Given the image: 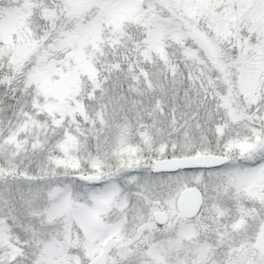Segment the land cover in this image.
Returning a JSON list of instances; mask_svg holds the SVG:
<instances>
[{
  "label": "rangeland",
  "instance_id": "374dc122",
  "mask_svg": "<svg viewBox=\"0 0 264 264\" xmlns=\"http://www.w3.org/2000/svg\"><path fill=\"white\" fill-rule=\"evenodd\" d=\"M11 1L18 5L10 12L3 10L0 17V166L24 171L31 179L0 181V264H89L107 237L120 240L108 264H123L124 259L135 264H264V0L255 4L236 0L231 36L228 26L222 34L216 32L225 43L221 58L226 67L231 65L229 72H216L201 53L189 55L196 59L193 64L199 67L197 75L204 86H221L223 93L226 83L233 88V97L224 93L220 106L236 130L229 135L223 127L214 128L212 138L190 136L181 128L169 135L159 125L168 121L169 114H156L158 107L140 100L141 78H125L127 92H120L119 84L109 88L105 78L97 77L101 70L85 62L96 55L78 57L67 48L75 41L67 38L69 33L61 40V47L70 51L61 60L62 69L49 75L42 72L47 58L37 52L42 43L39 30L42 24L53 27L55 17L50 10L33 15L27 0ZM92 1L66 0L63 21L68 24L83 17ZM144 1H113L117 4L112 14L117 16L112 21L124 33L113 37L114 42L126 40L127 24L156 26V18L145 12L151 6ZM155 34L142 43L151 51L134 56L140 67L145 58L174 57L159 53L163 44ZM119 57L129 60L131 55ZM236 57L239 65L232 64ZM216 66L221 68L219 63ZM241 67L247 74L230 80V73ZM180 72H168L173 83ZM154 78L160 79V73ZM88 81H95L111 100L102 110L109 111V129L101 112V128L108 132L104 136L110 135L100 143L103 146L97 144L104 132L96 131L95 124L93 133L75 135L73 115L84 114V108L73 98ZM117 92L124 96L112 102L111 95ZM156 97L155 92L152 98ZM184 99L193 105L188 92ZM144 118L152 129L140 126ZM178 122L188 124L187 119ZM214 147L224 148L223 154L231 158L218 171L151 173L155 159L212 152ZM76 174L97 179L90 184ZM156 181L161 182L159 194L150 187ZM192 185L201 190L203 205L197 217L185 219L176 200ZM159 210L166 212L168 221L157 227L153 215Z\"/></svg>",
  "mask_w": 264,
  "mask_h": 264
},
{
  "label": "trees",
  "instance_id": "16d2710c",
  "mask_svg": "<svg viewBox=\"0 0 264 264\" xmlns=\"http://www.w3.org/2000/svg\"><path fill=\"white\" fill-rule=\"evenodd\" d=\"M65 1L66 0H27L28 7L31 9L33 15L39 17L42 10L44 12L50 10L53 18L55 17L53 27L42 24V28L39 30L42 43L38 47L37 52L42 57L47 58L43 62L45 68H43L44 71L42 72L48 75L57 73V68L62 69L61 60L70 51L78 57L96 55L95 60L89 58V60L85 62L87 66H92L96 70H101V75L97 77H101L102 79L105 78L106 82L109 83V88L119 84L123 87V91L120 92H127L124 79L129 76L134 77L135 75V78H141L142 81L139 87V92L141 91V93H138L141 97L140 100L145 103L151 102L154 108L158 107L156 109V114L162 111H164L165 114H169L168 121L159 123L169 135H172V133L176 134L177 128H181V131H187L188 135L197 138H212L215 132L214 128L220 130V128L223 127L228 130L229 135L235 132L236 125H231L229 123V116L226 115V112L223 111L220 106V103L225 98V94L231 98L233 97L232 85L230 86L226 83L225 86L227 90H225V94L222 92L221 86H214L211 88L204 86L202 84L204 81L200 80L197 75L200 69L197 65L195 66L193 64L196 59L189 55L201 53L204 60L212 65L216 72L220 70L219 72L223 73V69L228 72L230 71L232 68L231 65L229 64L226 67V62L221 58L222 53H224L225 43L217 38L216 35H219V32L222 34L224 27L228 26V38L231 36L232 32H230L229 23L232 21L231 13L236 15V11L234 10V3H236V0H211L213 2H209L210 0H148L147 3H149L151 7L146 6L145 12L147 16L151 14L156 18V26H152L151 29L149 24H140V26H128L127 24L124 26V28H126L124 31L126 40L122 41L120 44L119 40L117 42L113 41V37H118L119 33L124 34L121 28L117 30L118 27L114 24V21H112V18L117 16L112 14L113 12L115 13L117 2L114 3L113 1L116 0H93L91 7L84 12L83 17L71 21L68 24L63 21L65 17ZM226 1L228 3H226ZM257 1L259 0H254L251 4H255ZM144 2L145 5H147L146 0ZM15 5H18L17 1L15 3L11 0H0V17L3 10L10 12ZM105 6L109 8L104 12ZM229 10H231V12H229ZM108 12H111V14L107 15ZM107 18H110L113 23L109 22ZM142 19L145 20V17ZM208 23H212L213 26L208 27ZM50 28L51 31L49 32ZM115 30L117 31L114 32ZM64 33H69L67 38L71 36V38L75 39L73 44L69 45L67 42L65 43V46L69 45L67 48L70 51L68 52V49L65 50V48L61 47L63 44L61 40L64 38ZM155 33H158L157 37H159V39L161 38L160 40L163 44V47L161 45L162 49L159 50V53L164 52L172 54L174 57L166 61L162 59L155 60L145 58L142 59V65L140 67L138 65V59L134 56L137 52L146 55L148 51H151L146 50L148 44L143 48L142 43L146 41L148 37L151 38L156 35ZM63 41H65V38ZM175 42L176 44H174ZM227 42L231 43L232 41L228 39ZM73 45H75V47ZM234 50L237 51L238 48L235 46ZM127 54L131 55L129 60L119 57L120 55ZM182 54H187L188 56L183 58L181 57ZM238 54H240L239 50L237 55ZM217 63L220 64L221 68L216 66ZM159 64H163V66H159ZM232 64L239 65L240 59L236 57L232 61ZM26 69L24 68L23 70ZM174 69L178 72L181 71L176 74L181 76L177 83H173V76L168 74L169 71H173ZM144 70H147L148 73L145 74ZM127 73H130V75ZM155 73H160V79L154 78ZM246 74V70L241 67L240 70L231 72L229 79L231 80L233 75L244 76ZM190 76H193L192 80L189 79ZM162 78H168V80L163 81ZM58 79L60 78L58 77ZM190 82H193V85H190ZM13 85L14 83L11 86ZM120 92L115 94L112 93V102L118 101L120 99L119 96H124L120 95ZM155 92L157 96L156 99L152 98ZM186 92L193 96V105L184 99ZM73 99L77 105L83 106L84 108V114L78 116L73 115L77 121L75 135L80 136V134L84 133H93L97 128L96 131L104 132L101 133L100 139L98 138L99 143L97 144L103 146L100 143H103L105 139L110 137L109 135L105 138L104 134H108V132L104 127L102 129L100 125L103 118L101 117V112L103 113L102 110L104 108L103 104L106 103V105L110 106L111 101L109 97H107L106 92L103 93L101 87L96 84L95 81H88V83H83V88L81 87V90H79V88L77 89ZM123 99L127 101L130 100L127 97H123ZM139 109L143 110V106H139ZM236 109L239 111L237 107ZM108 112L109 111H105V113H103L105 116L103 119L107 120L106 124L108 127L107 125L106 127L109 129L110 117H108ZM185 119L188 120L187 125H182L181 122H178L185 121ZM93 124L96 126L95 129H92ZM133 124L136 125L135 122ZM139 124L141 127L153 128L152 123L145 118L141 119ZM110 130H112V127H110ZM112 131H114V129ZM212 152L223 154L224 148L214 147ZM166 156L169 157L170 155ZM225 166L226 165L222 167ZM220 168L221 167L203 170L218 171ZM186 171L187 170H180L174 173L156 174L151 170V173L155 176H167L178 173L182 174ZM4 178L31 179L24 171L9 168L4 169L0 166V181ZM95 181H91L92 183L90 184H94ZM154 183L156 184L151 183L150 187L154 186L153 190L159 194V185L161 182L156 181ZM154 223L157 227L162 226L155 221ZM132 242L133 238L130 243L132 244ZM127 260L128 259H124L123 264H135Z\"/></svg>",
  "mask_w": 264,
  "mask_h": 264
},
{
  "label": "water",
  "instance_id": "95a60500",
  "mask_svg": "<svg viewBox=\"0 0 264 264\" xmlns=\"http://www.w3.org/2000/svg\"><path fill=\"white\" fill-rule=\"evenodd\" d=\"M230 160L231 158L224 154L213 152L158 158L153 161L152 172L158 174L174 173L180 170L217 168L226 165ZM76 178L94 181L97 176L76 174ZM202 204L203 194L195 185L184 188L176 200L177 211L186 219L194 218L200 212ZM153 219L157 224L163 226L167 223L168 216L165 211L159 210L154 213ZM119 243L120 240L118 238L107 237L101 251L91 259L89 264H108V256Z\"/></svg>",
  "mask_w": 264,
  "mask_h": 264
}]
</instances>
